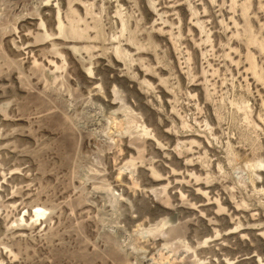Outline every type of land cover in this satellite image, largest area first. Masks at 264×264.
<instances>
[{
    "label": "rangeland",
    "instance_id": "rangeland-1",
    "mask_svg": "<svg viewBox=\"0 0 264 264\" xmlns=\"http://www.w3.org/2000/svg\"><path fill=\"white\" fill-rule=\"evenodd\" d=\"M0 264H264V0H0Z\"/></svg>",
    "mask_w": 264,
    "mask_h": 264
},
{
    "label": "bare ground",
    "instance_id": "bare-ground-1",
    "mask_svg": "<svg viewBox=\"0 0 264 264\" xmlns=\"http://www.w3.org/2000/svg\"><path fill=\"white\" fill-rule=\"evenodd\" d=\"M59 30L63 31V28L61 27V25H59ZM46 212H47L46 208L39 206V205L34 206L33 212L31 214V219L35 221V223L39 222L45 218ZM21 221H23V218L21 219Z\"/></svg>",
    "mask_w": 264,
    "mask_h": 264
}]
</instances>
